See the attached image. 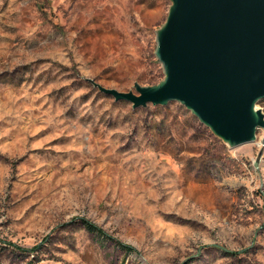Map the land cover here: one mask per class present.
<instances>
[{
  "label": "rangeland",
  "instance_id": "obj_1",
  "mask_svg": "<svg viewBox=\"0 0 264 264\" xmlns=\"http://www.w3.org/2000/svg\"><path fill=\"white\" fill-rule=\"evenodd\" d=\"M170 4L0 0V264H264V130L231 148L90 80L160 82Z\"/></svg>",
  "mask_w": 264,
  "mask_h": 264
},
{
  "label": "water",
  "instance_id": "obj_2",
  "mask_svg": "<svg viewBox=\"0 0 264 264\" xmlns=\"http://www.w3.org/2000/svg\"><path fill=\"white\" fill-rule=\"evenodd\" d=\"M170 2L156 32L164 78L129 91L91 82L133 108L178 101L231 148L256 141L264 130V0Z\"/></svg>",
  "mask_w": 264,
  "mask_h": 264
},
{
  "label": "trees",
  "instance_id": "obj_3",
  "mask_svg": "<svg viewBox=\"0 0 264 264\" xmlns=\"http://www.w3.org/2000/svg\"><path fill=\"white\" fill-rule=\"evenodd\" d=\"M84 223H85L86 227H87L90 231L95 232V233H99V234H105L104 231H103L101 228H99L97 225H95V224H93V223H91V222H89V221H84ZM119 244H120L123 248H125L126 250H128V251L133 250V247H131V246H129V245H126V244H124V243H119Z\"/></svg>",
  "mask_w": 264,
  "mask_h": 264
}]
</instances>
